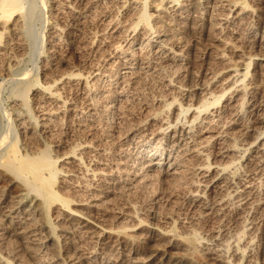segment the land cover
<instances>
[{
    "label": "bare ground",
    "instance_id": "6f19581e",
    "mask_svg": "<svg viewBox=\"0 0 264 264\" xmlns=\"http://www.w3.org/2000/svg\"><path fill=\"white\" fill-rule=\"evenodd\" d=\"M147 1L54 0L52 13L69 14L84 24L87 15L81 6L87 3L94 10L112 5L131 6L134 12L126 13L129 20L125 16L127 21H120L103 10L101 31L110 42H96L92 37L83 46L85 55L79 64L68 62L51 81L37 83L36 128L25 116L17 117V136L44 140L61 126H70L73 139L66 144L67 152L59 156L46 145L36 156L22 157L12 146L7 160L17 173L10 170L28 190L26 198L32 207L25 208L23 200L11 206L0 199V218L31 251L36 250L33 244L57 243L53 230H61L59 234L64 236L89 235L91 251L76 249L67 261L57 264H165L158 258L165 249L210 254L222 264H242L243 239L245 247L258 239L264 255V94H258L261 84L264 87V3L256 0L253 7L242 0H172L166 7L167 16L179 28L190 20L196 26L211 22L226 8V14L217 15L221 32L240 39L249 49L248 53L235 51L241 64L209 73L208 84H202L204 80L198 86V82L183 80L186 76L177 73V68L163 77L170 68L182 65L185 45L178 34H167L158 23L152 24L154 16ZM20 12L24 19V0H0V66L5 61L9 65L19 57L15 52L24 48L21 17L13 19ZM23 25L25 30V22ZM71 33L66 27L53 26L52 44H62L64 35L69 43L74 37ZM218 58L222 60L223 55ZM154 77H161L164 86L181 97L189 93L192 97L187 95L184 103L178 102V96L156 97L145 103L144 118L133 122L130 106L138 100L143 81ZM74 94L79 103L71 101L73 96H69ZM165 109L169 114L164 116ZM51 154L55 156L51 158ZM61 161L63 166L58 169ZM61 178L68 181V192L85 196L81 206H88L91 212L102 210L111 195L124 197L128 211L117 212L116 219L124 215L137 221L121 225L129 231L128 237H117L115 226H89V219L70 211L71 200L63 196L67 190L63 193L54 186ZM150 191L153 206H143L142 213L141 196ZM164 199L166 204L160 205ZM42 203L60 206L51 226L36 221ZM231 212L239 227L234 236L227 237L223 222ZM44 229L48 231L43 234ZM131 238L143 240L155 253L148 260L123 259L133 251ZM95 256L99 263L93 260ZM41 257L34 264H45ZM0 264L12 263L0 252Z\"/></svg>",
    "mask_w": 264,
    "mask_h": 264
},
{
    "label": "rangeland",
    "instance_id": "374dc122",
    "mask_svg": "<svg viewBox=\"0 0 264 264\" xmlns=\"http://www.w3.org/2000/svg\"><path fill=\"white\" fill-rule=\"evenodd\" d=\"M171 1L172 0H148L147 1L149 12L153 14L154 16L151 19L152 24L158 23L157 24L159 26L158 28L164 31L166 30L165 32L167 34L174 35V36L178 34L177 37L180 36L181 38L180 42L181 43L183 42L182 44L185 45L184 52L186 56H185V60L183 61V63H181L182 65H175L176 67H172L174 69L168 68L170 73H168V70H167L165 74H163V77L164 75L169 76V74H171V72L176 70L177 68L178 70L177 73L181 72L180 74L182 75V77L186 76L185 78H183V80L185 81L187 80L186 82L191 81L192 83H196V84L199 83L198 86H201L202 84L204 85L208 84V81L206 80H208L209 73L216 72L217 70L219 71L220 69H222L223 67H226L227 65L241 64L240 59L236 57L235 55V51L242 50L243 52L245 51V53H248L249 49H247V47L243 45L242 42H240L241 41L240 39L235 40L230 35H227L228 33H224V31L221 32V29H220L221 27L217 24L218 23L217 15L219 16L221 14H226L227 13L226 8L221 9L218 12V14L216 13L215 15L216 17H214L215 19L213 18L211 22L206 21L207 23L203 22L201 26H196L194 22H192L194 20H190L189 22H186L183 25V28L181 26L180 28L182 29H180L178 26L173 24V22L170 20V18L167 16V13L165 12L166 7L169 6ZM242 1L246 2L247 4L253 7H255L256 5V2H255L256 0H242ZM259 1L262 4L264 3L262 2L264 0H259ZM53 2L54 0H24V14H25L24 19L22 18L21 12L19 13V15L17 16L15 15L13 17V19L16 17L17 18L21 17L20 25L22 26L21 28H22V33L24 36L23 40L25 41L23 42L24 48L22 51L15 52V54H17V56L19 55V57H15V60L10 61L11 63L9 62L10 63L9 65L7 61H5L6 63L4 62L3 64H1V66L3 65L4 67L3 70L1 69V66H0V173H1L0 174V199L1 201L6 200L8 204L11 206L13 205L14 201L16 202L19 200H23V204L26 205L25 208L27 207V209H30L32 207V202L30 198H26V193L28 190L26 189V187H23L22 185H20V179H17V174H15L17 173V171H15L14 168L12 167L13 162L11 160L10 161L7 160V157L12 149V146L15 147V149L18 151V153L22 157L36 156L37 152L39 153L41 150L45 149L46 145L51 146L56 151L55 154L59 156L67 152V149H68L67 142L72 141L73 139L72 135L74 134V132L72 131H74V128L70 126H67V127L61 126L55 131L52 137L50 138L48 137L49 139L46 138L43 140L41 139V137L40 138L38 137L35 140H31L34 138L29 139L26 137L27 138L26 139L24 137L17 136L18 134L17 124L19 123L17 121V117L25 116L26 118L24 117L23 118L26 119L29 123L31 122V126H33V128H36L35 118L38 112L35 109V103L38 102L37 101L38 98L35 99V95L37 94L39 95V90L37 91V83L38 82L45 83L46 81L48 82L51 81L55 77L56 74L60 73L62 69L67 67L68 62L73 63V64H79V62L82 60L81 58L83 54L85 55L84 53L85 50L83 46L85 45L86 41L88 42L92 37L96 39V42L99 39L106 44L110 42V40L106 37L108 35H105L101 31L104 28L103 23H102L103 12H105L106 14H111V15L113 14L112 16H115L117 18L119 17L118 20L120 19V21H125L126 20L125 16H127L128 18L127 20H129V16L126 15V13L133 14L132 12H134L130 8L131 6L129 7L127 6V9L126 8L122 9V7L118 8V6H112V5H107L105 8H95L96 10L90 7L92 9L91 10L89 6L87 5L89 3H87L85 5H82L83 8L81 6V11L85 12L87 15L85 19V21L86 20L87 21L84 24L83 21L81 23L77 21L74 16H71L69 14L60 15L62 17H60L59 15L56 16V14L52 13L53 12L52 11ZM156 8L157 10L158 9H161V10L157 11ZM13 19H11L9 22H11ZM24 22L26 24L25 30L23 28ZM58 25L68 28L70 32L73 31V33H71L74 36L73 40H71L72 42L70 41L68 43L67 37H66L67 35L66 36L64 35L62 37L63 38L62 44H57V45L54 44L55 46L52 44V39H51L52 28L53 26H58ZM178 28L180 29L179 31H177ZM104 39L107 41H105ZM219 54L223 55L222 60L218 58ZM216 58H218L219 60ZM86 67L87 66L82 67V69ZM185 73L186 75H183ZM181 75L178 78H180ZM188 76L189 78H187ZM42 78L44 79V82L42 81L43 80ZM162 80L163 79L161 77H154L153 80L152 78H147L143 81V87L141 89L143 93L141 92L140 94L141 97L138 96L137 97L138 100H136V103L133 102V104H131L130 106V112L131 114H133L132 119L134 118L133 122H136V121L138 122L144 118L145 114L147 113V111L145 110V106H144L145 103L147 101L150 103L156 97L161 96L162 98H169L172 96H176V97L178 96L177 97L178 102H183V103L188 100V99L185 100L187 95H190L192 97V93L185 95L183 98V95L181 97V95L176 93L175 91L172 92V90H169L170 88L168 87L166 88V86H164V84L162 83ZM204 80L206 82H204ZM261 87H263L262 84L259 87V90H258L259 93L257 92L260 95L264 94L263 93L264 89H262ZM62 94L65 95L66 93H62ZM72 94H73V91H72ZM74 95L69 96L70 98L72 96L74 97V98L73 97L71 98V101H77V103H79L78 97ZM24 103H26V105ZM168 110L169 109H165L163 111V114L164 113L169 114ZM19 112L21 114H18ZM54 156H55L54 154H51V158ZM63 163H64L63 161L59 162L56 167L58 169L61 168L63 166L62 165ZM12 168L15 171V173L13 170L12 171L10 170ZM19 174L20 173L18 172V175ZM67 182L68 181L66 180H62V178L57 179L54 183V186L56 188L62 189L61 191H63L64 193V189L65 191L67 190L65 186L69 185L67 184ZM60 184L62 185V188L59 187ZM15 188L18 191L15 190ZM27 188L29 189V187ZM68 190L66 191V193L63 194V196L71 200L70 211L71 210L76 211L78 215L83 216L86 220L89 219L88 220L90 221L89 226H92L91 223L92 224L95 223L94 225H97V224L99 225L102 223L103 225L106 226V228L114 229L115 227H117L114 229V231L117 234V237L119 238L128 237V234H126V232L129 233V231H126L124 228L122 229V226H125L127 224L130 225L132 223L134 224V222L136 223L137 221L136 220L135 221L133 220L134 222L130 221L129 219L125 218L124 215H123L124 218L122 217L120 219H116L117 212L122 213L125 210V213L123 214H126V212L128 211L126 207L127 205L124 204L125 203L124 202L125 200H123L124 197H120L119 195L117 196L111 195L108 198L109 201L107 200V202H105L101 206L100 209L102 210L91 212L90 211L91 209L88 208V206H85L86 209L84 208V206H81V204H85V203H81L85 199V196H80L79 194L74 193L76 195L75 196L73 195L72 191L68 192ZM69 193L73 196H70ZM152 193L150 191L149 193L143 194L142 195L143 197L141 196V199H143L142 203H140L141 204L140 206H142L141 207L142 213L145 211V210L143 211L145 207H146L145 209H147V206L149 207L153 206ZM65 194H68V195L66 196ZM164 201L166 202L165 199L161 200L160 205L161 204L165 205L166 203ZM184 204H185L184 206L186 207V203ZM54 206L48 207L44 205V203L40 204V209L42 211L39 210L38 214L41 217L37 215L38 219L36 216L35 217V219H37L36 221L38 223L45 222V224H47L48 226H51V224H54L56 222V219L54 218L57 215L55 213L58 211V208L60 207L59 205H54ZM157 206H159V204ZM162 208L161 210H164ZM234 218L235 216L231 212L227 215V217L225 218L223 222L224 223L223 225L225 226L224 228L226 229L225 232L227 234V237L232 236V235L234 236V234L237 232V229H238L237 227H239V225L236 224L237 222H235L236 218L235 219ZM1 227L4 228L5 231L1 230ZM45 231L47 232L48 229L47 230L44 229L43 234L45 233ZM124 232L127 236L124 234ZM52 233H53L52 235L57 239L58 241L57 243L49 242L46 244L45 243L40 244L42 246H39V244H33V246H35V249L37 251L34 249H32L31 251L26 246V241L24 242V239H21L20 237L15 236L11 232L10 225L2 221L0 218V239H1L0 240L1 241L0 242V252L12 264H32V263L34 264L37 259L38 260L40 259L41 256H42L40 260L41 262H45V264L46 262L47 264H57V263H62L63 260H66V259L68 260V258L71 255L72 256L74 255L76 249L78 250L79 249L80 250L89 249L88 251L92 250L91 249L92 240L90 239L89 235H87L86 233L84 234L81 232V235L80 233L79 235L78 233H75L76 235L69 234L68 236H64V234H59V233H62L61 230H53ZM83 235H85V237L82 238L81 236ZM120 235L122 236L120 237ZM27 241H30V240L27 239ZM254 242L255 244L252 243V245H249V247L248 246L245 247L244 239L240 242V244L242 243L241 247L243 246L241 252L244 254V259H243L242 264H264V255L262 253L263 252L262 247L260 246L261 244L258 242V239H255ZM129 243H130L129 247L131 249L133 248L132 249L133 251L131 253L128 252L130 253L129 257H128V253H126V255L123 256V259L124 258L125 259L139 258L141 260H148V258L153 253H155L153 251L154 248H152L151 245L148 246L147 244H145L146 242H144L143 240H139L138 238H135V239L131 238ZM31 254H34V255H31ZM206 255L202 256L199 253H189V252H185L184 250L165 249V253L164 251L160 252V254L158 255V258L160 259V257H162V260L166 261L165 264H171V262H175L176 264L177 263L180 264L181 262H185L187 264H222L221 261H218L217 259H213L210 256V254H206ZM98 259L99 257H96V256H95V259L93 258L94 261L96 260L95 263H99L100 259L99 260ZM82 264H85V263H82Z\"/></svg>",
    "mask_w": 264,
    "mask_h": 264
}]
</instances>
